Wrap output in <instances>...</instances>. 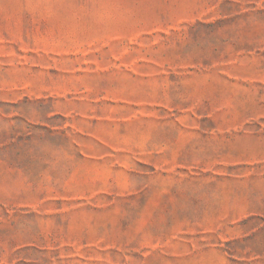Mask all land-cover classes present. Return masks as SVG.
Listing matches in <instances>:
<instances>
[{
	"label": "rangeland",
	"instance_id": "rangeland-1",
	"mask_svg": "<svg viewBox=\"0 0 264 264\" xmlns=\"http://www.w3.org/2000/svg\"><path fill=\"white\" fill-rule=\"evenodd\" d=\"M0 264H264V0H0Z\"/></svg>",
	"mask_w": 264,
	"mask_h": 264
}]
</instances>
